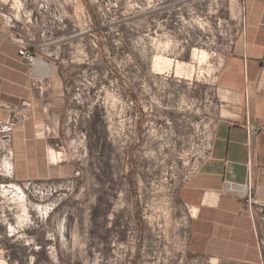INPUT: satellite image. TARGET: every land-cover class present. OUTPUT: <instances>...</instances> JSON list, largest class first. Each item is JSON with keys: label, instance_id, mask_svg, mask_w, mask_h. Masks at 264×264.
Instances as JSON below:
<instances>
[{"label": "rangeland", "instance_id": "obj_1", "mask_svg": "<svg viewBox=\"0 0 264 264\" xmlns=\"http://www.w3.org/2000/svg\"><path fill=\"white\" fill-rule=\"evenodd\" d=\"M241 2L0 0L23 37L56 52L58 147L73 169L51 188L0 191L21 264L26 255L34 264H199L179 193L228 100L217 75L242 28ZM196 49L207 54L200 63Z\"/></svg>", "mask_w": 264, "mask_h": 264}, {"label": "crops", "instance_id": "obj_2", "mask_svg": "<svg viewBox=\"0 0 264 264\" xmlns=\"http://www.w3.org/2000/svg\"><path fill=\"white\" fill-rule=\"evenodd\" d=\"M241 1L242 28L217 75L228 100L218 109L206 156L179 193L189 212L187 245L199 264H264V0ZM2 9L0 122L13 116L16 123L10 140L0 139L13 168L12 178L0 180L66 178L73 169L58 147L65 92L56 52L34 47L30 68L14 41L18 26ZM250 127L259 130L250 134ZM247 192L254 195L250 204L242 200ZM15 240L0 209V264H21ZM26 257L34 264L33 255Z\"/></svg>", "mask_w": 264, "mask_h": 264}, {"label": "built area", "instance_id": "obj_3", "mask_svg": "<svg viewBox=\"0 0 264 264\" xmlns=\"http://www.w3.org/2000/svg\"><path fill=\"white\" fill-rule=\"evenodd\" d=\"M0 10H3L0 5ZM33 37L26 38L23 37L19 32L18 36L14 38V41L19 45L18 53L20 57L25 61V63L31 68V66L36 61V56L34 54V44L32 43ZM16 123L14 117H10L8 120L4 122H0V139L2 141L8 142L11 137V132ZM259 130L258 127L249 128V133L254 134ZM12 153L8 149H0V177L4 178H12ZM52 180L45 181H26L23 183H17L12 180L4 181L0 180V191L12 189L15 192H20L21 185L24 183H45L52 187ZM242 200L244 204H250L254 201V195L251 192H247Z\"/></svg>", "mask_w": 264, "mask_h": 264}, {"label": "bare ground", "instance_id": "obj_4", "mask_svg": "<svg viewBox=\"0 0 264 264\" xmlns=\"http://www.w3.org/2000/svg\"><path fill=\"white\" fill-rule=\"evenodd\" d=\"M196 50H197V49H196ZM196 50H195V51H196ZM197 51H199L197 54H198V57L200 58V59L198 58V63H200L199 60H200V61L203 60V58H205L207 54H206V52L203 51V50H197ZM195 54H196V52H195ZM192 55H193V54H192ZM157 57H158V56H157ZM160 58H161V57L159 56L158 59H160ZM194 58H195V57H194ZM163 59H164V58H163ZM163 59H162V60H163ZM160 60H161V59H160ZM160 60H159V61H160ZM167 60H168V59H166V61H167ZM166 61L164 60V62H166ZM166 63H168V62H166ZM156 64H158V63H156ZM168 64H169V63H168ZM154 65H155V63H154ZM165 65H166V64H165ZM159 66H161V65H159ZM162 67H163V66H162ZM163 70H164V69H163ZM176 72H177V71H176ZM178 73H179V72H178ZM53 156L55 157V155H53ZM54 157H53V159H54ZM53 161H54V160H53Z\"/></svg>", "mask_w": 264, "mask_h": 264}, {"label": "flooded vegetation", "instance_id": "obj_5", "mask_svg": "<svg viewBox=\"0 0 264 264\" xmlns=\"http://www.w3.org/2000/svg\"><path fill=\"white\" fill-rule=\"evenodd\" d=\"M137 126H138V122H137V119H136L134 128L137 129Z\"/></svg>", "mask_w": 264, "mask_h": 264}]
</instances>
